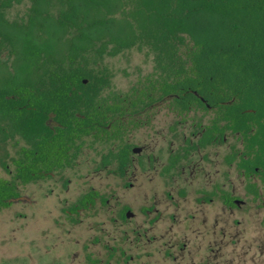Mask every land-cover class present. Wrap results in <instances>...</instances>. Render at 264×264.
<instances>
[{"label":"trees","instance_id":"obj_1","mask_svg":"<svg viewBox=\"0 0 264 264\" xmlns=\"http://www.w3.org/2000/svg\"><path fill=\"white\" fill-rule=\"evenodd\" d=\"M24 1L25 18L9 21L5 11ZM134 48L152 55L153 73L106 93L110 75L98 61ZM160 106L195 117L199 147L234 136L241 147L227 163L245 175L264 168V0H0V133L7 126L28 145L11 180L0 178V209L17 186L71 166L68 144L121 138V118ZM127 150L109 153L121 174ZM92 202L89 194L67 212Z\"/></svg>","mask_w":264,"mask_h":264},{"label":"rangeland","instance_id":"obj_2","mask_svg":"<svg viewBox=\"0 0 264 264\" xmlns=\"http://www.w3.org/2000/svg\"><path fill=\"white\" fill-rule=\"evenodd\" d=\"M28 7L27 1L13 5L5 11V16L9 21L24 19ZM1 58L6 59L5 53ZM96 68L109 73L108 92H126L153 73L152 55L146 49L134 48L115 57H104ZM193 119H182L164 106L153 109L142 115L139 128L126 130L123 141L84 139L80 155L70 167L49 178L19 185L20 196L29 201L10 203L0 209V264H191V256L200 264H264V258L255 256L248 241H237L239 245L230 241L236 234L248 240L249 224L259 219V215L248 214V204L234 213L225 209L222 202L206 206L209 209L206 213L214 210L209 216L215 214L220 221V233L215 239L222 240L221 248L211 243L209 231H202L200 219L206 216L202 205L195 204L197 189L212 186L214 182L228 192L233 190L238 199L248 203L244 178L224 160L232 148H240L234 136L227 134L224 143L190 151L191 164L197 163L202 168L194 178L188 169L180 174L182 168H179V173L173 172L172 176L164 171L170 154L180 152L187 140L194 145L198 135ZM24 145L13 136L0 143V178L11 179L3 165L11 169L10 160ZM121 145L141 149L139 155H132L133 163L122 177L112 172L115 165L102 168L100 158L109 151L117 152ZM127 184H132V188H125ZM138 184L144 192L140 202L135 203L134 196L141 188L136 187L134 192L133 188ZM91 188L108 196V204L97 203L80 211L74 220L68 219L65 211ZM181 189L185 191L183 196L178 195ZM125 206L134 218L113 221ZM142 206H152L155 212L145 218L139 214ZM190 215L195 218L190 220ZM154 216L158 220L150 226L148 220ZM152 236L156 237L155 241L148 240ZM181 242L187 244L190 253L183 256L180 250L171 248L177 260L165 256L170 245ZM202 242L204 254L197 251ZM211 249H219L220 255Z\"/></svg>","mask_w":264,"mask_h":264},{"label":"flooded vegetation","instance_id":"obj_3","mask_svg":"<svg viewBox=\"0 0 264 264\" xmlns=\"http://www.w3.org/2000/svg\"><path fill=\"white\" fill-rule=\"evenodd\" d=\"M6 55V54H5ZM109 91V90H108ZM106 91V93L108 92ZM105 92V91H104ZM160 107L157 108H152L153 109H159ZM166 108V107H165ZM167 109V108H166ZM150 110V111H151ZM147 111L146 113L150 112ZM143 115V114H142ZM142 115H140V113H138L137 115H134V119L128 120L127 118L123 117L121 118V124L120 126L123 128L122 129V136L121 138L118 139H112V141H123V135L125 134L126 131H124V129L128 130L129 128H139L140 125V121L142 119ZM128 118H130V116H127ZM130 121V122H129ZM47 124L49 125L50 128H53L54 126H56V124L54 122H52L51 119L48 120ZM208 122L204 121V119H202V121L200 122V126H205L207 125ZM196 129V128H195ZM197 131V139L194 143V145H196V143L199 141L201 134L204 132V130H198ZM255 130L254 128L251 126L248 135H249V142H248V148H249V155H248V159L250 161L254 160V152L256 150V144L253 143V136H254ZM229 134V133H228ZM218 135V133H217ZM216 135V136H217ZM231 135V134H230ZM18 137L19 139H21L25 145L19 149L17 155L12 158L10 160V165H11V169H9V165H3V169L6 171V173L8 175L11 176V178L14 176L15 174V168H14V160L17 159L20 156V151L23 148H28L27 143L18 135L13 134L12 132L9 131V127L6 126V131H5V136L3 137L2 133H0V143L6 141L8 138L11 137ZM226 136L227 133H225L224 139H223V143L226 140ZM84 139H89L91 140V142L93 141V138L91 136H83L80 140H78L77 142H75L73 145H67V155L68 158L72 161V163L74 162V160L77 159V157L80 155L81 149H82V143ZM94 142V141H93ZM96 142H105V141H96ZM218 144H221L219 142L218 139H215L212 141L211 144H208L204 147H199L198 144L196 145L197 147H195L194 149H192L193 144L190 143L188 140L186 141V146L182 147L180 152L174 153V154H170L166 160V165L164 166V171L166 174H172L173 172L179 173V168H182V171L180 172V174H184L185 170L188 169L191 174V178H194V175H197V172H200L202 170V168L199 166V164L197 163H192L189 159L190 155V151L191 150H197V149H204L207 148L209 146H216ZM240 147H241V143L239 142ZM128 148V153H127V159L129 160L126 164L125 169L123 170L122 174L119 171V166L117 163V159L114 158V160H112L113 158L110 156V151L107 154L101 155V166L102 168H107L109 165H115V169L112 171L115 174H118L119 176H124L127 173V168L133 163V156L132 155H139L141 152V149L139 147H130L128 145H121V148L124 147ZM119 149V150H120ZM134 149H138V152L134 153L133 150ZM118 150V151H119ZM117 151V152H118ZM117 152H114L117 154ZM232 152V150H231ZM115 154V155H116ZM230 154H227L225 156V162L227 164V156H229ZM107 160H109L110 162L107 163ZM148 160L150 161V159L148 158ZM236 160H234L232 163L227 164L228 166H233L235 168V170L239 173L240 176H242L245 180V186H244V192L246 194V196L248 197V203L238 199L234 194H233V190L231 192L226 191V189H222V187L219 185V183H215L212 186H205V187H200L197 189L196 193H197V197L195 199V204L196 205H202L203 208V213L206 217H202L200 220V224L202 225V231L203 232H208V236L209 239L211 238V243L213 245H218V247H222V240L218 239L216 240V235H218L220 233V229H221V224L219 219L215 216V214H213L212 216H209L210 213L214 212V210H212V212H208L206 213V211H209V209L206 206L212 205L214 203H219L222 202L221 204L224 206L225 209H227L230 213H234L235 211H239L244 205L248 204V210L250 215H259V219L257 220V223H250V234H248V240L246 238H242L240 235L238 236L237 234L234 235V238H231V243L232 244H236L237 241L239 242H247L250 246V249H252V252H254L256 257H262L264 258V168H259V167H254L253 170L248 171V176L245 175L243 172L239 171L236 168V164H235ZM138 166L141 167L142 164L140 162H138ZM70 167V166H68ZM67 168V167H66ZM65 169V168H63ZM63 169H58L54 172H52L49 176H52L54 173L59 172ZM216 175V173H214ZM172 176V175H171ZM11 180V179H9ZM38 181V180H37ZM32 183V182H31ZM27 185V184H26ZM132 184H127L125 186V188H132ZM17 186V190H18ZM136 187L141 188V192H139V194L137 196H134V201L136 202H140L141 200V194L144 192L142 190V185L138 184L137 186H135L133 188V192L134 189H136ZM146 191V190H145ZM19 193V192H18ZM93 198V202L92 203H87L86 207H78L76 212L73 213H69L67 211H65L67 213L68 219L70 218L71 220H74V216L78 215V213L80 211L83 210H88L93 208L95 205H97V203H100L102 205H106L109 202L108 196H104L102 195L99 191L95 190L94 188H91L90 190H88L87 192L84 193V195H82L76 203H74L73 205H77L78 201L84 197L89 195ZM168 194V193H167ZM185 194L184 190H180L178 192V195L183 196ZM18 197H23L25 198L26 202L29 201V199L27 197L24 196H19ZM110 198L113 197V195L109 196ZM168 199L173 201V197L171 195H167ZM17 198V197H16ZM18 202H22V201H18ZM11 203H16V202H11ZM218 205V204H216ZM217 210L220 211L219 206H217ZM155 212V209L152 206L149 207H140L139 209V214L143 217H148L149 214ZM134 214L131 212V210L129 209V207L125 206L122 207L121 210L118 212L117 218L113 219V221H121V222H126L129 221L131 218L133 217ZM190 220L194 219L195 217L190 215ZM172 220H174V217H171ZM158 220L157 216H154L153 218L148 220V224L154 225L155 222ZM239 221H235L234 224L235 225H239ZM208 226V229H205V227ZM221 236L225 237V233L223 231H221ZM238 236V238H236ZM137 240H140L141 234L138 233L137 236ZM149 241H155L156 237L152 236L150 239H148ZM220 240V241H219ZM240 243H237L236 245H239ZM171 248L180 250L182 253H180L181 255H185V253H190V250L187 246L186 243H177L176 245H170L169 246V251L166 252L165 256L171 258L172 260H177L178 256H176V254L172 253ZM254 248V249H253ZM197 251L198 253H202L204 254V243H200L197 246ZM219 251V252H218ZM211 252H218L217 254L220 255V250L216 249V251L214 249H211ZM90 255V254H89ZM123 255V254H122ZM219 257V256H218ZM193 256H191V264H200V261L198 260L197 262H195L193 259ZM89 259V256H88ZM204 263V262H203ZM201 263V264H203ZM207 264V263H206ZM216 264V263H214Z\"/></svg>","mask_w":264,"mask_h":264},{"label":"water","instance_id":"obj_4","mask_svg":"<svg viewBox=\"0 0 264 264\" xmlns=\"http://www.w3.org/2000/svg\"><path fill=\"white\" fill-rule=\"evenodd\" d=\"M133 152L134 153L138 152V149H134ZM24 200H26V199L23 197H17V198L11 199L10 201L11 202H18V201H24Z\"/></svg>","mask_w":264,"mask_h":264}]
</instances>
